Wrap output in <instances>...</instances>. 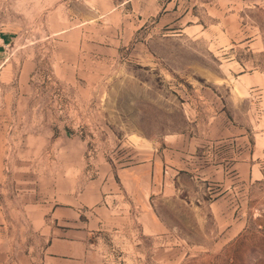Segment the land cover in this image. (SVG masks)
Returning a JSON list of instances; mask_svg holds the SVG:
<instances>
[{
	"label": "rangeland",
	"instance_id": "374dc122",
	"mask_svg": "<svg viewBox=\"0 0 264 264\" xmlns=\"http://www.w3.org/2000/svg\"><path fill=\"white\" fill-rule=\"evenodd\" d=\"M0 264H264V0H0Z\"/></svg>",
	"mask_w": 264,
	"mask_h": 264
},
{
	"label": "crops",
	"instance_id": "0c3cea01",
	"mask_svg": "<svg viewBox=\"0 0 264 264\" xmlns=\"http://www.w3.org/2000/svg\"><path fill=\"white\" fill-rule=\"evenodd\" d=\"M0 35H1V37H2L3 43H5V40L9 39V37H10V35H8V34H6V33H3V32H2V34H0Z\"/></svg>",
	"mask_w": 264,
	"mask_h": 264
}]
</instances>
